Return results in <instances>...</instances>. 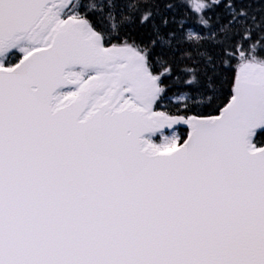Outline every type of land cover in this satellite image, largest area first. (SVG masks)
I'll return each instance as SVG.
<instances>
[{
  "label": "snow or ice",
  "instance_id": "obj_1",
  "mask_svg": "<svg viewBox=\"0 0 264 264\" xmlns=\"http://www.w3.org/2000/svg\"><path fill=\"white\" fill-rule=\"evenodd\" d=\"M0 264H264V0H0Z\"/></svg>",
  "mask_w": 264,
  "mask_h": 264
}]
</instances>
